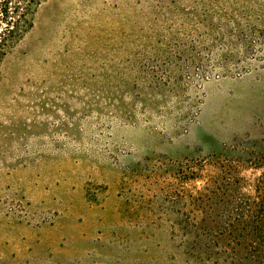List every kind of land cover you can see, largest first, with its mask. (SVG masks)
I'll list each match as a JSON object with an SVG mask.
<instances>
[{
	"label": "rangeland",
	"instance_id": "obj_1",
	"mask_svg": "<svg viewBox=\"0 0 264 264\" xmlns=\"http://www.w3.org/2000/svg\"><path fill=\"white\" fill-rule=\"evenodd\" d=\"M263 177L264 0H46L0 66V264H191Z\"/></svg>",
	"mask_w": 264,
	"mask_h": 264
},
{
	"label": "trees",
	"instance_id": "obj_2",
	"mask_svg": "<svg viewBox=\"0 0 264 264\" xmlns=\"http://www.w3.org/2000/svg\"><path fill=\"white\" fill-rule=\"evenodd\" d=\"M45 1L0 0V66L33 27V18ZM227 182L233 187L234 182ZM236 195L228 196L230 207L221 213L220 227L190 228L192 237L184 242L182 255L191 264H264V177L254 185L250 199Z\"/></svg>",
	"mask_w": 264,
	"mask_h": 264
}]
</instances>
